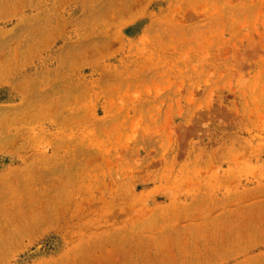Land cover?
<instances>
[{"label": "rangeland", "instance_id": "1", "mask_svg": "<svg viewBox=\"0 0 264 264\" xmlns=\"http://www.w3.org/2000/svg\"><path fill=\"white\" fill-rule=\"evenodd\" d=\"M0 264H264V0H0Z\"/></svg>", "mask_w": 264, "mask_h": 264}]
</instances>
